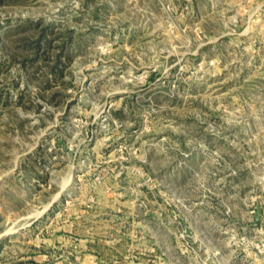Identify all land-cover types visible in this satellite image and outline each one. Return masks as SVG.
I'll return each instance as SVG.
<instances>
[{
    "label": "rangeland",
    "instance_id": "rangeland-1",
    "mask_svg": "<svg viewBox=\"0 0 264 264\" xmlns=\"http://www.w3.org/2000/svg\"><path fill=\"white\" fill-rule=\"evenodd\" d=\"M0 264H264V0H2Z\"/></svg>",
    "mask_w": 264,
    "mask_h": 264
},
{
    "label": "trees",
    "instance_id": "trees-1",
    "mask_svg": "<svg viewBox=\"0 0 264 264\" xmlns=\"http://www.w3.org/2000/svg\"><path fill=\"white\" fill-rule=\"evenodd\" d=\"M2 0H0V2H1Z\"/></svg>",
    "mask_w": 264,
    "mask_h": 264
}]
</instances>
